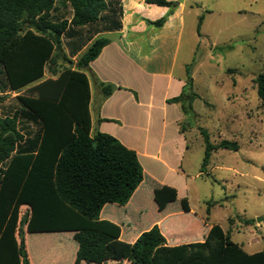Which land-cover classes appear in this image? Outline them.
<instances>
[{
  "label": "trees",
  "instance_id": "1",
  "mask_svg": "<svg viewBox=\"0 0 264 264\" xmlns=\"http://www.w3.org/2000/svg\"><path fill=\"white\" fill-rule=\"evenodd\" d=\"M144 2L173 6L167 0ZM120 4V0H0V94L28 87L26 94L14 97L16 110L9 108L12 114L0 117V264H32L30 250L40 259L49 250L51 259L53 251L63 250L52 246L58 242L67 246L69 241L76 243L72 264H264V245L249 254L218 225L202 234L201 224L188 227L181 243L168 245L157 225L141 231L145 222L137 232L122 227L121 234L119 225L100 219L104 206H125L143 181L133 151L109 135H90L91 90L85 71L108 42L94 37L120 30ZM202 21L200 15L198 36ZM164 22L163 17L149 24L161 27ZM84 47L72 62L70 58ZM58 61L69 67L48 68L56 78L42 80L46 65ZM92 78L101 91V103L115 87ZM192 83L186 70L181 94L169 101L178 103L187 116L193 114L192 102L198 98ZM254 83L264 107V71ZM200 134L204 175L213 151L238 147L227 140L211 144L205 130ZM140 217L144 219L136 218ZM52 233H69V241L27 243L29 235ZM137 233L132 243L126 241Z\"/></svg>",
  "mask_w": 264,
  "mask_h": 264
},
{
  "label": "crops",
  "instance_id": "2",
  "mask_svg": "<svg viewBox=\"0 0 264 264\" xmlns=\"http://www.w3.org/2000/svg\"><path fill=\"white\" fill-rule=\"evenodd\" d=\"M120 3V30L94 37L108 42L85 71L91 90L90 135L96 132L109 135L133 151L143 181L125 206H104L100 219L119 225L122 234L123 229L132 231V223H138L136 217L143 216L144 221L149 218L141 231L157 225L167 244L176 245L182 242L180 236L188 227L201 224L202 234L214 225L207 221L211 205L202 210L193 195L195 182L203 174L201 165L193 172L187 161L190 141L184 121L188 116L178 103L169 102L181 94L186 70L192 78L197 45H189L186 52L182 50L185 28L182 9L186 0H180L174 8L146 4L144 0H120ZM163 17L161 27L149 24ZM85 48L70 60L75 62ZM47 72L42 80L56 78ZM92 76L115 87L101 103V91L95 87ZM193 92L196 93L194 89ZM197 96L195 100L200 98ZM139 233L129 235L126 241L132 243ZM251 244L247 247L251 248ZM52 248H63L52 252L54 264H72L76 247L58 242ZM255 252L258 251L247 253Z\"/></svg>",
  "mask_w": 264,
  "mask_h": 264
},
{
  "label": "rangeland",
  "instance_id": "3",
  "mask_svg": "<svg viewBox=\"0 0 264 264\" xmlns=\"http://www.w3.org/2000/svg\"><path fill=\"white\" fill-rule=\"evenodd\" d=\"M179 1H173L171 8ZM182 10V50L197 45L191 73L193 89L200 97L193 103V114L184 121L190 141L187 161L193 172L201 165L204 145L200 129L207 132L211 144L227 140L238 147L236 151L218 149L211 153L206 173L196 180L193 195L202 210L210 203L209 223L229 231L231 240L246 252L260 251L264 220L257 219L264 218V107L257 97L254 79L264 71V0H186ZM200 15L203 21L198 36ZM52 67L61 70L69 66L58 61L55 66L46 65V73ZM27 88L0 94L1 117L16 110L14 97L26 94ZM22 125L18 124L21 131ZM248 220L253 222L247 224ZM144 223L140 217L130 228L137 232ZM68 235L32 234L27 243L39 239L67 241ZM69 242L76 246L74 241ZM248 243H252L251 248ZM50 255L49 250L44 259L32 250L29 254L33 264H54Z\"/></svg>",
  "mask_w": 264,
  "mask_h": 264
},
{
  "label": "water",
  "instance_id": "4",
  "mask_svg": "<svg viewBox=\"0 0 264 264\" xmlns=\"http://www.w3.org/2000/svg\"><path fill=\"white\" fill-rule=\"evenodd\" d=\"M264 220V218H258L257 219V222H259V221H263Z\"/></svg>",
  "mask_w": 264,
  "mask_h": 264
}]
</instances>
